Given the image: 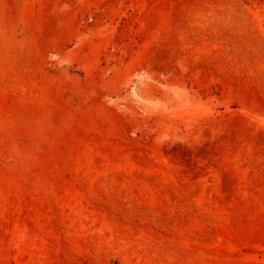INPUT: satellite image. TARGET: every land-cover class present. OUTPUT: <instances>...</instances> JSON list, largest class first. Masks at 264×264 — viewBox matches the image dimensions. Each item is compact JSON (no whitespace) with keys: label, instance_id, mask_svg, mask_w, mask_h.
<instances>
[{"label":"rangeland","instance_id":"374dc122","mask_svg":"<svg viewBox=\"0 0 264 264\" xmlns=\"http://www.w3.org/2000/svg\"><path fill=\"white\" fill-rule=\"evenodd\" d=\"M0 264H264V0H0Z\"/></svg>","mask_w":264,"mask_h":264},{"label":"bare ground","instance_id":"6f19581e","mask_svg":"<svg viewBox=\"0 0 264 264\" xmlns=\"http://www.w3.org/2000/svg\"><path fill=\"white\" fill-rule=\"evenodd\" d=\"M199 31H200V29H199ZM194 33H195V31H194ZM184 38H185L184 35H181L178 32H175V31L169 32L168 31L167 33H165L164 36H161L159 38L157 37V39L154 42L155 45H153L151 48H149V50H147V52L145 54L141 55L139 57L138 61H140L141 63L149 64V65L154 66V67H161V66H168L171 68L177 67L178 64L175 61L176 57L181 56V59L183 61H185L186 58L191 56L193 53H191L190 51H184V52H182L181 50L175 51L173 48L166 50L167 48H165L166 45L164 42L169 40L172 42V45H173L174 41L184 42ZM187 39H189V38L187 37ZM190 43H189V45H190ZM178 47L181 49L182 44L178 43ZM195 47H197V45ZM140 62H138V63L140 64ZM189 63L192 66V68H195V69L203 68L205 71L211 70L212 69L211 66H213V65L214 66H217V65L221 66L220 64H214L204 54H198V55L195 54L194 57L189 60ZM177 72L180 73V69Z\"/></svg>","mask_w":264,"mask_h":264}]
</instances>
